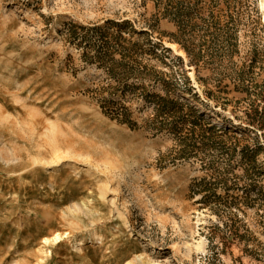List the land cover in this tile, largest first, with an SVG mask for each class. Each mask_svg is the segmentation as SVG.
Segmentation results:
<instances>
[{
  "label": "rangeland",
  "instance_id": "1",
  "mask_svg": "<svg viewBox=\"0 0 264 264\" xmlns=\"http://www.w3.org/2000/svg\"><path fill=\"white\" fill-rule=\"evenodd\" d=\"M169 1L0 0V264H264V0H176L194 61ZM69 22L136 42L171 97L242 138L181 153L140 90L104 89L134 128L112 118L94 89L114 80L81 55L97 39Z\"/></svg>",
  "mask_w": 264,
  "mask_h": 264
},
{
  "label": "trees",
  "instance_id": "2",
  "mask_svg": "<svg viewBox=\"0 0 264 264\" xmlns=\"http://www.w3.org/2000/svg\"><path fill=\"white\" fill-rule=\"evenodd\" d=\"M181 4L180 1H169L164 6L162 15L169 17L177 27L176 33L170 34L171 40L181 45L194 61V56L200 54L202 42H194L195 23L189 16L188 8H182ZM204 26L205 28L202 29L206 32L209 23ZM67 27L69 31L67 40L73 44L77 42L79 46H82V43L89 40L91 36L97 39L94 43L89 42L87 46L83 45V49L88 47L90 50L83 51L81 55L85 62L95 64L97 68L103 69L114 80V86L108 85L94 89L95 97L101 108L112 118L134 128L135 122L131 119L132 113L128 106L124 102L103 95L104 89H111L110 93L112 94L117 90H120L121 93L130 91L135 94L140 90L137 94L144 100V103L152 104L154 113L151 118L152 126L156 130L164 129L177 136L181 141V153L191 151L195 147L208 150L218 146L225 148V151H230L231 146L226 145L227 140L242 138H236L235 134L230 133L229 128H221L211 122H202L203 118L200 113L194 112L191 106L184 105L178 99L171 97L170 91L171 87L175 85V81L165 79L163 76L166 73L151 64L146 52L136 42H131L123 37L121 32L108 34L102 32L99 27H86L73 22L67 23ZM201 37L202 41L205 40L203 35ZM194 50H197L195 55L192 53ZM145 83H149V86H145ZM154 85L160 86L164 94L149 90L148 87ZM186 106L188 111L185 113L183 108ZM182 133L184 134L181 136ZM255 150H243V158L249 162L255 155ZM203 198L204 196L201 199Z\"/></svg>",
  "mask_w": 264,
  "mask_h": 264
},
{
  "label": "bare ground",
  "instance_id": "3",
  "mask_svg": "<svg viewBox=\"0 0 264 264\" xmlns=\"http://www.w3.org/2000/svg\"><path fill=\"white\" fill-rule=\"evenodd\" d=\"M96 240H102V238H103V235L102 234H95L94 236H93ZM94 239V240H95ZM85 239L83 238V237H79V238H77V240H76V247L77 248H79V249H81L84 245H85Z\"/></svg>",
  "mask_w": 264,
  "mask_h": 264
}]
</instances>
